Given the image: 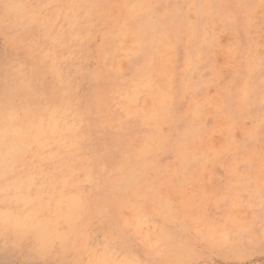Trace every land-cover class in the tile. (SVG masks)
Masks as SVG:
<instances>
[{"label":"rangeland","instance_id":"obj_1","mask_svg":"<svg viewBox=\"0 0 264 264\" xmlns=\"http://www.w3.org/2000/svg\"><path fill=\"white\" fill-rule=\"evenodd\" d=\"M0 264H264V0H0Z\"/></svg>","mask_w":264,"mask_h":264}]
</instances>
